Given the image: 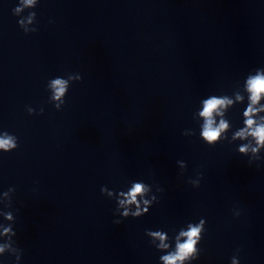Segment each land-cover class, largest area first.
I'll list each match as a JSON object with an SVG mask.
<instances>
[{"label":"clouds","instance_id":"9594fccd","mask_svg":"<svg viewBox=\"0 0 264 264\" xmlns=\"http://www.w3.org/2000/svg\"><path fill=\"white\" fill-rule=\"evenodd\" d=\"M36 0H19L18 6L13 9L16 15L21 11V5H34ZM35 12H29L26 18L18 20L19 27L25 34L34 33L36 27H25V21L32 23ZM51 23V21H50ZM82 76L79 73H69L66 78L57 76L47 83L50 93L49 102L57 111H61L66 103L65 98L73 82H79ZM241 90H233L231 95L211 94L200 101L199 109L193 113L194 118H198L199 138L209 147H215L218 143L227 140L228 143L239 141L237 151L239 155L248 157V164L259 162L264 157V67L256 68L249 72L243 83L237 82ZM247 101L242 113L243 126L232 131V125L227 119L228 111L237 103L242 104ZM27 112L32 115L36 110L27 107ZM44 109L41 107L39 114L42 115ZM232 131L229 139L228 133ZM185 137L195 136L192 129H185L182 133ZM18 138L7 131L0 132V152L7 153L18 148ZM177 165L181 170V175L187 168L183 160H178ZM203 173L197 170L195 179H189L187 183L195 188L200 187ZM101 195L108 199L115 200L116 209L114 215L119 219H114L113 224H121L129 217L136 219L147 215L155 203H158V196L155 193L162 192L163 189L156 186L155 193L153 186L143 180L132 181L127 190H110L107 186H102ZM15 188L9 187L7 191L0 193V257L5 255L15 258V264H20L23 250L16 244L14 237L17 235L13 225L15 215L11 210L13 207L12 197ZM233 215L239 217L241 210L233 209ZM206 220L201 218L198 222H189L185 227L179 229L174 237H169L164 230L147 229L145 235L149 238L152 246L163 254L159 257V264H192L200 256V242L206 232ZM159 241L157 244L156 241ZM174 245V246H173ZM239 250L233 255L230 264H240Z\"/></svg>","mask_w":264,"mask_h":264}]
</instances>
